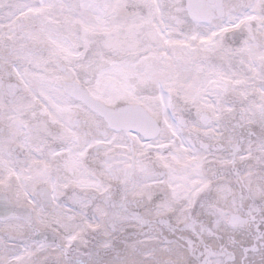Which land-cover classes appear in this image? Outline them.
I'll use <instances>...</instances> for the list:
<instances>
[{
  "label": "snow or ice",
  "instance_id": "obj_1",
  "mask_svg": "<svg viewBox=\"0 0 264 264\" xmlns=\"http://www.w3.org/2000/svg\"><path fill=\"white\" fill-rule=\"evenodd\" d=\"M0 264H264V0H0Z\"/></svg>",
  "mask_w": 264,
  "mask_h": 264
}]
</instances>
